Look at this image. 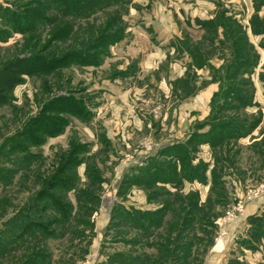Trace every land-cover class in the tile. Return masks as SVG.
Wrapping results in <instances>:
<instances>
[{"label":"rangeland","instance_id":"rangeland-1","mask_svg":"<svg viewBox=\"0 0 264 264\" xmlns=\"http://www.w3.org/2000/svg\"><path fill=\"white\" fill-rule=\"evenodd\" d=\"M25 1L28 0H0V4L16 9ZM133 3L125 17L128 22L125 38L111 47V55L101 65L71 64L61 68L57 75L24 76V81L8 93L9 103L0 106V169L4 176L0 179V264H128L130 256L156 254L150 245L161 238L158 234L165 236L164 233L170 235L175 250L165 264H179L175 260L182 249L177 247L178 242H192L188 264H264V241L254 239L249 230L253 224L249 217L264 210V152H260L261 147L264 150V85L258 79L264 64V48L259 46L262 37L250 29L257 5L258 15L264 18V0H134ZM222 11L243 21L261 54V64L254 76L258 106L240 109L235 116L248 120L258 117L262 123L251 135L214 150L213 156L208 146L197 149L195 163L203 158L211 164V171L216 161L218 172L225 175L224 183L221 180L214 183L208 172L207 184L185 182L178 189L166 184L165 188L172 193L159 185L158 189L148 190L142 184L124 185L123 178L132 168L151 166L152 155H158L166 145L187 139L193 127L209 115L210 99L217 85L205 86V80L211 78L209 69L195 68L185 73L190 58L182 46L187 50L200 47L202 56L208 54L211 63L219 67L217 59L221 54L228 55L227 51L211 49V36L204 39L203 35H207L204 29L193 25H197L196 19H213ZM93 23L94 20L82 27L75 24L72 37L57 40L54 46L74 45L76 38L87 33ZM9 29L10 36L0 41V67L17 55L35 51L50 54L43 45L51 40V28L41 30L37 34L40 39ZM66 92L82 98L93 111V117L82 121L72 114L57 115L68 121L64 132L48 136L38 149L30 148L39 156L31 166L20 163L21 157L15 156L19 151L11 153L13 142H22L20 132L31 128L37 118L52 116L43 111L46 102ZM229 114L224 115L232 118ZM105 135L110 140L107 144L100 138ZM73 136L87 146L89 152L84 157L103 180L94 186L86 184L83 164L79 167L76 189L87 188L100 199L96 203L84 195L78 202L77 193L72 190L68 199H64L74 207L70 225L40 217L42 232L26 241L32 236L28 230L24 238L16 239V232H20L16 226L29 219L27 210L35 204L47 206L43 190L57 175L60 152L69 149ZM159 158L164 164L170 160L168 155ZM155 190L158 193L154 202H169L172 208L165 227L154 234L141 235L121 223L119 211L116 214L121 217H113L118 204L142 210L157 208L158 203H148V196L152 197L150 193ZM192 191L199 194L195 199ZM193 200L202 205H197L196 217L205 219L204 224H194V230L188 222L183 223L191 215L182 208ZM46 215L45 210L43 216ZM179 225L185 228L182 234L173 231ZM247 238L258 249L247 248L243 243ZM134 239H139V243H130ZM158 255L162 257L163 253Z\"/></svg>","mask_w":264,"mask_h":264},{"label":"trees","instance_id":"trees-1","mask_svg":"<svg viewBox=\"0 0 264 264\" xmlns=\"http://www.w3.org/2000/svg\"><path fill=\"white\" fill-rule=\"evenodd\" d=\"M133 1L28 0L22 2L20 6L18 5L16 9L0 4V11L2 12V15H0V41H4L10 36L11 30L9 28L12 31L27 35V37H37L38 39H40V36L37 34L41 30L51 28L52 31L51 40L43 45L47 46L46 49H49L50 54L35 51V53L17 55L0 67V106L9 103L8 93L24 81V76L57 75L61 68H67L71 64L101 65L103 60L111 55V47L125 38L128 29V22L125 17L129 14L134 4ZM258 13L259 7L257 5L256 11L250 20V29L254 35L262 37L261 41L263 43L261 42L260 45L264 48V18L260 17ZM101 16L102 18L99 19ZM215 16V18L209 20L196 19L197 25L194 24L193 27L198 26L200 29H204V33L207 34L203 35L204 39L211 36V49L216 47V49H222L224 53L227 51L228 55L221 54V57L217 59L220 64L219 67L211 63L210 58L207 57L208 54L204 53V56H202L200 47L187 50L185 46H182V44L185 45V42L179 41V43H182L180 46L186 51L185 54H188L187 56L190 58L188 68L190 70L195 68L199 70L209 69L211 78L205 80L204 84L205 86L207 84L217 85V90L213 92L210 99L209 115L204 121L198 122L193 127L187 139L166 145L159 150L158 155H152L150 158L153 161L151 166L137 165L132 168L123 178L124 185L142 184L147 190L158 189L157 186L159 185L166 192L172 193L170 188H165L166 184L174 185L173 187L176 189L185 182L207 184L208 172H210L214 183L216 181L218 184L220 180L224 183L225 175L220 173L221 171L218 172L216 161L211 171H209L211 164L205 159L200 158L195 163L198 159L197 149L203 145L208 146L213 151V156L214 150L232 140L236 141L251 135L252 131L262 123V120L258 117L248 120L235 116L240 109L244 111L246 108L258 106L255 101L256 87L253 76L260 65L261 55L255 44L250 40L248 27L241 20L230 15L228 11H222ZM93 20L94 23L89 26L90 29L87 33L79 35L74 45L54 46L55 41L72 37L71 33L75 24L82 27L86 24L89 25ZM191 23L189 24L192 25ZM203 48L205 50V47ZM176 51L179 52L177 48ZM258 77L264 85V64ZM43 111L53 115L37 118L31 128L30 126L26 127L20 132L19 138L22 142H13L11 146V153L17 149L19 154L15 156H20L21 158L18 161L27 166H31L33 161L39 158L38 154L33 153L30 148L38 149L45 143L48 136L54 137L64 132L63 129L68 121L57 115L72 114L82 121H89L90 117H93V111L87 103L73 92L58 93L51 97L46 102ZM228 113L233 115L232 118L224 115ZM100 138L105 144L110 142L106 135L100 136ZM86 147L76 136L71 137L69 149L60 152L62 155L61 166L57 169V175L54 174L53 178L51 177L50 183L43 190L48 207L40 204L32 205L27 210V217L30 220L23 221L16 226L20 230V232H16V239L24 238L25 231L28 230L32 233V236L25 238L26 241L34 237L37 232H42L44 229H42L43 224L39 221L43 220L40 217L52 220L56 224L70 225L73 219L72 210L74 207L72 204L66 203L64 199H68V193L72 190L76 191L75 198L78 202L89 196L91 200L97 203L100 199L97 194H92L87 188L82 190L78 188L77 190L76 188L79 186H75L80 178L79 167L83 164L86 166L83 175L86 177V184L94 186L98 181L100 184L103 183L98 170L92 164H89L84 157L89 152ZM262 151L264 152L261 147L260 152ZM164 155L170 157L167 164L158 160L160 156ZM3 177V171L0 169V179ZM121 189L125 191L126 188ZM157 193L155 190L150 193L153 194L152 197L148 196V203H158L157 208L142 210L136 207L125 208L124 205L118 204L113 209V217L119 219L121 216L117 217L116 214L119 211L122 215L120 218L121 223L134 228L141 235L154 234L164 225L166 226L172 211L169 202H154L156 201L154 195ZM190 194H193V199H195L198 192L192 191ZM197 205L202 206L200 202H194L193 200L190 204L182 207L187 214L191 215L186 216L183 223L188 222V225L191 224L193 230L194 224L202 222L204 224L205 221L203 217H196L195 209H198ZM45 210L49 217L48 215L43 216ZM249 219L253 223L250 224L249 229L251 235L262 243L264 241V210L251 215ZM175 228L173 231H178V234L185 231V228H181L180 225ZM46 231L49 232L50 230ZM164 234L166 235L158 234L157 236H161V238L150 245V247L156 249V254L151 255L152 257L149 255L130 256L128 257V264H144L146 261L148 264H165L164 262L169 261L175 250L170 235L168 233ZM132 241L130 243H139V239ZM243 243L247 248L253 249L252 247H255V250L258 249V246L249 238L243 240ZM177 244V247H182V249L181 254L175 256V260L179 264H182V262L188 264L187 260L191 256L192 242L186 244L178 242ZM157 252L158 254L159 252L160 254L163 253V256L159 257Z\"/></svg>","mask_w":264,"mask_h":264},{"label":"crops","instance_id":"crops-1","mask_svg":"<svg viewBox=\"0 0 264 264\" xmlns=\"http://www.w3.org/2000/svg\"><path fill=\"white\" fill-rule=\"evenodd\" d=\"M241 20V19H240ZM242 21V20H241ZM243 22V21H242ZM244 24V23H243ZM245 25V24H244ZM256 46V48L258 49V46L257 45H255ZM259 46H260V44H259ZM261 47V46H260ZM258 51H259V49H258ZM260 53V52H259ZM261 55V54H260ZM190 63V62H189ZM187 64V63H186ZM260 64H261V62H260ZM184 69H185V73H186V71H189V68H188V65H187V67H186V65H185V67H184ZM204 70V69H203ZM207 70V69H206ZM257 71H258V69H256ZM258 75H259V73H258ZM254 76H255V74H254ZM254 76H253V78H254ZM258 79H259V77H258ZM176 80V79H175ZM174 80V81H175ZM260 81V80H259ZM261 82V81H260ZM254 83H255V87H256V92H257V85H256V82H255V79H254ZM262 83V82H261ZM263 84V83H262ZM255 101H256V93H255ZM210 110V109H209ZM176 142H178V141H176Z\"/></svg>","mask_w":264,"mask_h":264}]
</instances>
